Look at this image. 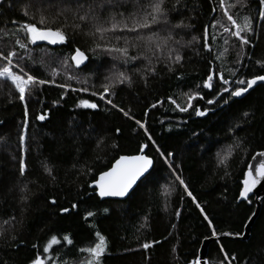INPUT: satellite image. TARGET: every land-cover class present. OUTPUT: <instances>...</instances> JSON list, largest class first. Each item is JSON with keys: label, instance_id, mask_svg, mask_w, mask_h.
Wrapping results in <instances>:
<instances>
[{"label": "trees", "instance_id": "obj_1", "mask_svg": "<svg viewBox=\"0 0 264 264\" xmlns=\"http://www.w3.org/2000/svg\"><path fill=\"white\" fill-rule=\"evenodd\" d=\"M30 3L35 5L32 11L37 17L46 12L49 22L62 7L86 8L104 3L103 10L97 9L102 15L108 10L125 13L135 10V0H112L110 4L105 0H3L0 4V49L17 51L30 74L55 80L54 84L42 86L38 95L27 97L25 117L18 93L10 81L0 79V232L4 233L0 236V264H31L52 235L62 239L65 234L73 239V245L62 240L60 246H54L57 251L50 254L55 264H79L86 254L78 249L94 246L97 230L108 242L103 264H190L198 257L205 237L210 239L206 245L208 264H264V197L259 201L246 238L242 236L255 212L256 201L254 196L250 197L251 203L239 200L252 156L264 151V84L256 85L240 98H230L224 93L215 104L206 101L213 99L217 90L202 87L209 74H213L215 84L221 71L230 81L264 75V68L256 63L264 62V20L259 18L264 5L260 0H225V7L238 23H243L245 16L251 18L253 31L248 33L251 43L245 46L216 24L219 20L232 27L220 0H182V15L174 13L172 23L183 20L194 27L174 32L176 39L183 38L182 46L173 45L179 47L183 56L173 66L175 70L168 71L164 62L157 63L156 74H147L146 80L133 70L131 86H117L113 90L115 95L106 96L105 100L99 98L103 92L101 85L107 82L105 77L111 75L113 64L121 70L137 67L143 70L146 62L120 65L103 51H93L96 43L115 41L110 34L103 41L87 36V26L74 29L72 25L80 21L71 11L66 13V20L61 16L51 24L53 28L69 25L65 29L68 43L57 47L38 43L29 45L31 51L14 46L18 25L13 21H28L21 9ZM205 26L211 52L204 47ZM193 36L198 42L189 44ZM225 38L228 44L224 43ZM76 47L89 57L87 66L81 70L73 65L65 70L60 61L70 57ZM5 64L0 60V68ZM53 69L60 74L50 75ZM236 69L239 71L233 77L228 70ZM69 75L77 79H68ZM85 80L87 83H83ZM60 84L70 87H58ZM83 88L88 91H79ZM93 91L96 96L91 95ZM197 92L204 99L198 96L192 100L193 107L187 112L176 109L169 99L187 106L185 94ZM81 99L97 103L98 107H78ZM108 99L118 107L112 108ZM224 99H229V103L224 104ZM120 108L132 118L124 116ZM195 108L210 110L205 116H197ZM39 115H45V120H38ZM25 119L27 136L21 145ZM136 120L144 123L151 141ZM237 142L240 147H233L225 168L218 163L217 154L226 155L228 146ZM144 144L149 145L145 152L154 161L147 179L139 181L123 200L99 198L91 187L97 175L120 155L139 153ZM21 158L27 165L23 177L19 172ZM169 164L186 182L196 202L175 181ZM26 183L28 190L22 193ZM25 194L28 200L22 203ZM53 199L55 204L51 203ZM197 202L213 221L218 240L211 237L212 229L196 207ZM73 204L77 208L72 209ZM63 208L70 211L63 213ZM105 208L108 213H104ZM88 211L96 215L85 220ZM5 220L9 223L5 224ZM154 241L159 243L148 250L141 247Z\"/></svg>", "mask_w": 264, "mask_h": 264}, {"label": "snow or ice", "instance_id": "obj_2", "mask_svg": "<svg viewBox=\"0 0 264 264\" xmlns=\"http://www.w3.org/2000/svg\"><path fill=\"white\" fill-rule=\"evenodd\" d=\"M239 2V0H238ZM3 3V0H0V4ZM105 3H112V0H105ZM260 3L264 5V0H260ZM182 0H135V10L129 13L125 12H115L108 10L104 15L101 14L97 9H104L105 4L100 3L96 5H88L86 8L84 5H77L75 9L69 7H62L56 12L52 21H48L46 12H40L39 17L32 11L34 4H26L22 9L21 13L24 17L28 18V21L20 23L19 21H13L14 24L18 25L17 31L14 33L16 36L13 44L14 46H19L20 49L29 50V45H37L39 42H47L50 45H64L68 43V35L65 29L69 26L65 23L61 27L53 28L51 24H54L57 19L61 16L67 19L66 13L71 11L76 20H79L80 23H74L72 27L74 29H81L82 26H87L88 31L85 33L87 36L95 39L99 37L101 41L105 40L106 35L110 34L115 43H96L93 51L99 49L111 57L113 61H119L120 65H134L137 61H144L143 70L139 67L135 69L121 70L117 65H112L111 75L106 76V83L102 84L101 87L103 92L100 93V100H105L106 96L115 95L113 91L117 86L127 84L131 86L133 83L131 71L142 74V78L146 80L147 74L155 75L156 67L155 64L164 62L165 67L168 71H174V65L180 63L183 59V56L180 53L179 47H174L173 45L182 46L180 39H176L174 32L177 29L191 28L194 25L186 24L183 20L179 22L172 23L173 14L182 15L181 8ZM220 6L224 10V15L227 16V20L231 22V28L220 23L219 20L216 21V24H219L223 27L225 33H229L230 36L235 37L241 46L249 45L251 40L248 33L253 31L251 18L248 16L243 17V23H238L237 19L233 15L229 14L227 8L225 7V0H220ZM236 5H232L235 7ZM216 9H213L215 11ZM259 18L264 20V10H261L259 13ZM213 25V27L216 26ZM40 25V26H38ZM161 26H163L161 30ZM235 29V31L232 30ZM208 26H205L204 29V47L208 52H211V46L208 43ZM122 42V44H121ZM198 42V38L193 36L191 41L188 43ZM228 39L225 38L224 43L228 44ZM227 51V50H226ZM135 54H132V53ZM13 58H16V62L13 63ZM219 59V56L217 57ZM0 60L6 62V64L0 68V79L10 81L11 85L14 87L16 93H18L19 101L24 104L25 117L28 116V100L27 97L38 95V90L42 89V86L55 83V80H49L46 78H40L37 75L30 74L29 71L25 70L26 65L23 63V56H21L14 49L3 50L0 49ZM71 60L72 64H69ZM89 60V57L85 54V51H82L79 47H76L74 52L70 57L66 56L61 61V67L67 70L73 65L76 69H82V66H87L86 62ZM261 68H264V62H256ZM19 69V71H14L13 69ZM230 75L236 77V70H228ZM55 69L52 70L50 75H59ZM218 80L216 83H213L214 76L213 74L207 75V79L204 81L202 87L212 90L215 88L217 91L214 92V98L208 99L207 104H215L218 99L223 97L224 93H228L230 98H238L247 93L250 89H253L258 82H264V75H255L252 78H236L229 80L225 77L224 73L221 71L217 73ZM68 79H77L75 75H69ZM87 83V80L83 81ZM61 88L70 87L69 85L60 84L57 85ZM201 85H197V88H200ZM72 91H78L77 89H72ZM79 91L87 92V88L80 89ZM92 96H96L97 93L93 91ZM188 96L187 106H181L177 103L176 100L171 99V103L176 106L181 112H187L190 108L193 107L192 100L196 99L198 96L200 99H204L200 94L193 93L191 95L185 94ZM63 99V97H61ZM107 103L112 105V108H117L111 99L107 100ZM224 104L229 103V99L223 100ZM78 107L85 109H96L98 107L97 103L90 102L88 99H81L79 101ZM153 108L156 107V104L152 105ZM123 112L124 116L130 117V113L124 111L123 108L119 109ZM210 109H205L201 111L199 108H195L194 112L197 116L207 115ZM147 115V113H145ZM245 116L248 113H244ZM45 115L37 116L38 120H45ZM140 128H143L145 134L148 136V139L151 141L152 137L148 134V129L145 127L144 123H141L140 120L135 121ZM27 127L28 121L25 119L23 124V132L20 136L21 145L24 144L27 136ZM119 132V129L116 130ZM103 141H101L102 143ZM154 144L155 141H152ZM116 147V145H113ZM149 147L148 144H144L139 148V154L137 155H122L108 168L107 171H102L99 174V177L93 181L95 189L98 190L97 194L100 198L107 197H118L124 198L127 197L130 191L137 185L139 181L147 179V174H150V170L154 168L153 159L146 154L145 149ZM233 147L239 148L240 144L237 142L234 146L229 145L227 148V154L221 155L217 154V160L219 164H222L227 168L228 157L231 156ZM26 154V149L24 150ZM157 151L160 149L157 146ZM163 156V153H161ZM169 156L172 154L169 153ZM257 156L264 157V152L257 153ZM256 157H253L255 159ZM167 159V158H165ZM171 170L172 176H174L175 181L179 182V185L184 187V191L189 197L192 198L193 202H196V198L193 196L192 192L188 190V185L181 178V175L177 174V170L172 167L171 164L168 165ZM27 165L23 158L20 159L19 172L20 176L23 177L26 174ZM46 171L51 174V169L46 167ZM227 174V172H226ZM245 178L243 180V188L239 192V198L242 200L251 203L249 193L264 180V159H261L258 165H248V170L244 174ZM28 190L27 183L21 188L22 193H26ZM170 194V193H166ZM28 200V196L22 195L21 202L24 203ZM52 204H55L56 201L53 199ZM72 209L77 208L76 204H73ZM196 207L203 214L204 220L207 221L208 226L212 229L211 237L216 238L217 232L213 226V221L205 213V210L197 202ZM63 213L70 211L68 208H63L61 210ZM104 213H108L109 209H103ZM96 213L88 211L84 217L87 220L89 217H94ZM180 213L176 212V216L179 217ZM15 220V217L11 218ZM5 224H8L9 221L5 220ZM141 228L145 225H141ZM175 227V225H173ZM139 231V229L137 230ZM4 233L0 232V236ZM223 235H232L231 233H223ZM235 235H240L236 233ZM95 237L97 242L94 246H87L78 249L79 252L86 254L82 260L79 261V264H103V257L105 256L108 249V242L106 237L100 233V231L95 232ZM209 239V237H205ZM66 242L67 245H73V239L70 235H63L62 239L58 238L57 235H52L51 238L47 241L46 245L43 247L42 252H37L35 258L31 261V264H55L53 255L50 253L56 252L57 249L54 246H60L61 243ZM154 243H159V241H154L152 243L145 242L141 245L144 250H148L153 246ZM36 245H33V248H36ZM175 250V249H174ZM220 250L223 251V245L220 246ZM225 259H227V253H225ZM235 259V256L232 257ZM190 264H201L200 257L190 261ZM207 264V262H204Z\"/></svg>", "mask_w": 264, "mask_h": 264}, {"label": "water", "instance_id": "obj_3", "mask_svg": "<svg viewBox=\"0 0 264 264\" xmlns=\"http://www.w3.org/2000/svg\"><path fill=\"white\" fill-rule=\"evenodd\" d=\"M39 44H42V45H46V46H49V47H57V46H60L59 44L58 45H50V44H47V42H39ZM261 83H263L264 84V82H258V84H261ZM257 84V85H258ZM255 87V86H254ZM250 90H252V89H250ZM249 90V91H250ZM248 91V92H249ZM246 94V93H245ZM244 94V95H245ZM243 95V96H244ZM242 97V96H241ZM238 98H240V97H238ZM41 121V120H40ZM260 152H264V151H260ZM257 153H259V152H257ZM257 153H255L253 156H252V158H251V160H250V162H249V165H258V163H259V161L261 160V159H264V157H259V156H257ZM137 154H139V153H137ZM137 154H131V155H137ZM120 156H122V155H120ZM119 156V157H120ZM119 157H117L116 159H118ZM253 157H256L255 159H253ZM115 159V160H116ZM115 160L112 162V164L115 162ZM111 164V165H112ZM108 170V169H107ZM107 170H105V171H107ZM248 170V169H247ZM247 172V171H246ZM100 174V173H99ZM99 174L97 175V177H96V179L99 177ZM244 178H245V176H244ZM143 179V178H142ZM139 183V182H138ZM137 183V184H138ZM91 187L92 188H94L95 189V185H94V183L92 182L91 183ZM136 186H134V188H135ZM133 188V189H134ZM242 188H243V185H242ZM242 188H241V190H242ZM132 189V190H133ZM96 190V193L98 192V190L97 189H95ZM131 190V191H132ZM130 191V192H131ZM98 195V194H97ZM251 196H254V198H255V201H256V209H255V212L253 213V215L251 216V218L249 219V221H248V223L246 224V226H245V229H244V233H243V236H242V238H246L247 236H248V233H249V228H250V225H251V223L253 222V220H254V218H255V216H256V214H257V211H258V208H259V201H260V199L262 198V197H264V180H262L261 182H260V184H258L254 189H253V191L251 192V193H249V197H251ZM100 198V197H99ZM126 197H124V198H118V197H107V198H101V199H115V200H123V199H125ZM239 200H242L241 198H239ZM210 241V239H207V240H204V242H203V244L201 245V248H200V251H199V255H198V257H200V259H201V264H204V262H207V260H206V245H207V243ZM208 264V263H207Z\"/></svg>", "mask_w": 264, "mask_h": 264}, {"label": "rangeland", "instance_id": "obj_4", "mask_svg": "<svg viewBox=\"0 0 264 264\" xmlns=\"http://www.w3.org/2000/svg\"><path fill=\"white\" fill-rule=\"evenodd\" d=\"M13 63H14V62H13ZM13 70H14V71H19V69H15V68H14Z\"/></svg>", "mask_w": 264, "mask_h": 264}]
</instances>
